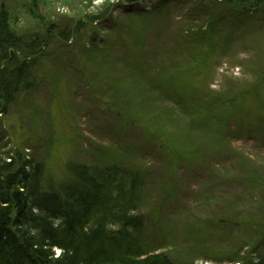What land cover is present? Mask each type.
I'll use <instances>...</instances> for the list:
<instances>
[{
    "label": "rangeland",
    "instance_id": "1",
    "mask_svg": "<svg viewBox=\"0 0 264 264\" xmlns=\"http://www.w3.org/2000/svg\"><path fill=\"white\" fill-rule=\"evenodd\" d=\"M108 1L119 2L0 0V6L4 3L10 11L17 32L55 37L37 65L34 91L0 114L2 150L16 149L44 163L46 185L66 179L68 163L148 166L152 185L143 209L156 221L159 243L171 244L165 249L171 256L195 264H239L229 262L236 253L247 258L264 255V222L257 226L264 219V1L259 5L260 22L237 26L224 49L217 47L209 53L208 45H193L181 37L195 26L198 37L194 39L202 38L209 25L206 14L216 13L221 6L202 9L192 1L171 6L170 15L162 18L160 37L153 30L155 25L142 29V21L134 19V27L141 31L140 44L146 43V48L152 41L157 43L150 52L149 75L158 77L156 82L167 93L184 96V104L204 98L220 106V118L210 123L200 107L196 125L181 118L188 110L164 104L161 96L150 93L152 84L146 87L126 81L116 88L118 78L106 82L96 72L100 65L92 61L95 54L87 61L85 48L96 28L85 19ZM153 2L141 1L146 9ZM242 5L252 8L254 3ZM123 12L119 8L113 21L99 27L100 36L107 33L104 28L115 29L113 22L123 24ZM76 26H80L79 33L68 35ZM65 35L69 42H62ZM130 40L134 42V38ZM225 120H231L229 125ZM137 122L144 130L133 126ZM219 126L234 132L244 130L247 135L239 140L230 133L228 139L210 135L208 128L212 132ZM150 133L166 142L164 148ZM174 163L182 164L183 170L176 167L171 175L172 188L167 186L171 196L164 200L161 214L154 210L155 199L166 189L164 183Z\"/></svg>",
    "mask_w": 264,
    "mask_h": 264
},
{
    "label": "trees",
    "instance_id": "2",
    "mask_svg": "<svg viewBox=\"0 0 264 264\" xmlns=\"http://www.w3.org/2000/svg\"><path fill=\"white\" fill-rule=\"evenodd\" d=\"M141 1H108L97 12L86 17L85 23L90 26L95 24L97 32L100 31L99 27H104L105 22L113 21L114 12L119 8L124 9L125 17L122 25L113 22L114 30L112 27L104 28L107 33L103 37L96 30L92 33L90 46L85 48L89 58L87 61L93 59L92 55L95 54L92 61L100 65L96 72L106 82L110 78H118L116 88L126 81L138 82L146 87L152 84L149 92L161 96L160 102L164 104H174L183 112L188 110L181 118L192 120L193 125H196L201 113L200 107L207 112L206 122L216 121L221 116L217 103L193 98L192 104H184V96L181 97L177 92L167 93L156 82L158 77L155 79L149 75L150 52L157 43L152 41L146 48V43L140 44L141 31L138 32L134 27V19L142 21V29L148 24L155 25L153 30L160 37L163 32L162 18L170 15L171 6L181 7L189 5L191 1L202 9L206 5H215V10H218L221 6L220 11L206 14L209 25L202 38L194 39L198 37V27L195 26L188 27L181 37L183 42L193 45H208L209 53L217 47L224 49L229 44V34L237 26L260 22L259 5L264 0H213L215 4L206 0H154L148 9ZM250 1L254 3L252 8L242 5ZM261 10L264 14V9ZM245 17L250 18V21L245 22ZM261 21L264 22V17ZM51 26L56 25L52 23ZM76 28L68 35L74 37L78 34L80 26ZM52 32L50 29L49 36ZM68 35L64 36L62 42H69ZM132 38L134 42L130 40ZM54 39L36 33L17 32L11 25L10 11L4 3L1 4L0 114H6L22 95L34 91L38 80L37 65L45 54L44 50L53 46ZM110 42L112 46L108 48ZM73 54L79 58L77 53ZM160 102L158 106L162 107ZM230 121L225 120L228 125ZM133 124L144 130L143 126L138 125L140 123ZM221 125L224 124L221 122ZM208 129L210 135L222 139L229 133L238 140L247 135L244 130L234 132L233 129L230 131L220 126L213 127L212 132L210 127ZM151 136L159 140L156 135ZM160 142L159 147L164 148L166 142ZM155 145L154 142L151 146ZM143 152L147 156L150 154ZM170 166L172 171L164 183L166 189L161 190L155 199L157 208L154 210L161 214L164 200L171 196L169 189L174 179L171 175L175 174L176 167H182L183 170L182 164ZM151 170L148 166L137 164L68 163V177L55 185H46L44 163L16 149L5 152L0 146V264H195L193 260L176 258L165 251L171 244L164 246L159 243L156 221L144 212L148 187L152 185ZM261 189L264 190V187L261 186ZM262 222L264 219L257 226L261 227ZM256 244H261V236L256 238ZM58 251L60 254H57ZM229 262L264 264V255L247 258L236 253Z\"/></svg>",
    "mask_w": 264,
    "mask_h": 264
}]
</instances>
